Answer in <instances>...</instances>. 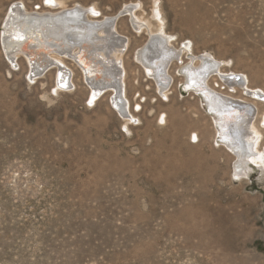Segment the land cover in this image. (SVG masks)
<instances>
[{
    "label": "rangeland",
    "instance_id": "374dc122",
    "mask_svg": "<svg viewBox=\"0 0 264 264\" xmlns=\"http://www.w3.org/2000/svg\"><path fill=\"white\" fill-rule=\"evenodd\" d=\"M51 1L0 0V264H264V175L236 176L235 156L219 148L213 118L178 69L176 99L162 103L136 57L162 29L186 49L184 61L217 58L264 89V0H56L55 9ZM18 3L119 16L127 95L132 109L144 107L137 125L113 112L111 92L97 107L88 100L72 60L75 86L64 89L55 70L33 80L25 59L11 61L4 36Z\"/></svg>",
    "mask_w": 264,
    "mask_h": 264
},
{
    "label": "bare ground",
    "instance_id": "6f19581e",
    "mask_svg": "<svg viewBox=\"0 0 264 264\" xmlns=\"http://www.w3.org/2000/svg\"><path fill=\"white\" fill-rule=\"evenodd\" d=\"M59 6L56 0L49 4L52 9ZM127 9L120 14H126ZM136 10L137 6L130 9V17L132 23L137 24L133 25L142 30L145 20L136 16ZM118 18L108 16L102 20H92L87 9L80 5L64 7L54 13L27 11L18 3L7 20L4 45L12 62L19 64L20 59H25L33 80L55 70L57 84L62 88L75 86L72 80L74 70L66 62L72 60L90 89L88 100L96 102L97 107L105 94L111 92L113 112L117 111L115 113L125 122V126L137 125L139 119L135 113H140L138 110L143 112L144 107L141 101L135 103L132 109L127 95L129 73L124 54L129 42L127 36L118 30ZM150 33L151 37L136 57L147 74L156 81L162 98L168 100L161 102L172 103L176 99L169 96L174 87V76L170 71L176 68L179 71L177 76L182 77L184 90L205 103L214 120L216 132L221 136L219 142L222 145H218L219 148H227L235 156V175L250 177L255 168L264 175V89L253 88L246 75L225 71L217 58H197L186 62L182 57L186 49L177 51L174 43L163 35L162 29ZM165 116L167 114L160 116V123ZM196 124L199 122L196 121ZM195 137L198 139L197 133Z\"/></svg>",
    "mask_w": 264,
    "mask_h": 264
},
{
    "label": "built area",
    "instance_id": "2783aa9c",
    "mask_svg": "<svg viewBox=\"0 0 264 264\" xmlns=\"http://www.w3.org/2000/svg\"><path fill=\"white\" fill-rule=\"evenodd\" d=\"M64 89V88H63Z\"/></svg>",
    "mask_w": 264,
    "mask_h": 264
}]
</instances>
